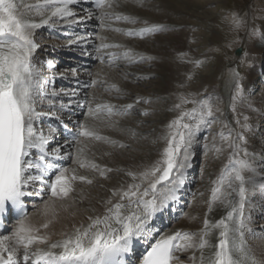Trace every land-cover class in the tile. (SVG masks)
<instances>
[{
    "label": "snow or ice",
    "instance_id": "obj_1",
    "mask_svg": "<svg viewBox=\"0 0 264 264\" xmlns=\"http://www.w3.org/2000/svg\"><path fill=\"white\" fill-rule=\"evenodd\" d=\"M76 2L77 0H36L35 4L23 5L25 12L18 14L19 6L15 0H0V216L11 206L19 210L21 217L10 236L0 235V264H124L123 258L132 251L134 240L143 235L146 221L175 199L183 184L184 169L197 133L205 126L210 127L212 123L214 112L208 100H189L181 95V102L173 109L181 111L166 125L167 131L162 137L165 146L160 152V158L139 173L127 171L126 175L132 182L121 183L119 187L111 189V197L104 201L103 213L89 215L86 224L82 222L78 226L73 225L71 231L61 232L60 239L54 241L46 232L42 234L41 230H47L55 219L54 201L69 198L74 191V181L91 185L95 179L78 176L74 170L69 176V169L58 167L55 163H44L49 157L60 159L61 149L56 147L49 151L47 147L51 132L55 129L50 130L46 136L43 130L35 127V122L41 115L36 110V100L42 92V81L33 63L34 52L38 47L33 38L34 30L50 22L55 23L53 18L77 23L78 21L71 19L75 13L70 8ZM94 3L97 9L112 8L115 0H94ZM33 10L40 17L38 23L25 18V14ZM113 15L117 20L136 22L134 18L109 12H102L98 18L103 25V17ZM91 16L92 13L89 12L88 17ZM231 23L233 30H238L245 26L246 21L233 13ZM112 30L123 32L127 36L144 37L168 29L163 25L153 24L136 30ZM257 34L258 31L253 27L251 35ZM69 43L77 41L71 40ZM120 47L122 46L119 44L101 43L97 51ZM108 56L109 63L114 64L118 59H130L131 50L122 54L110 52ZM140 59L145 58L141 56ZM201 63L202 61H195L197 67ZM51 67L49 64V68ZM72 71L75 75V69ZM233 76L238 78L239 73L233 71ZM96 83L93 80L86 86L94 87ZM236 88L237 91L241 89L238 79ZM111 90L121 91L116 84H111L106 89ZM51 95L54 97L57 94L53 92ZM141 102L148 103L137 97L134 103L123 105L119 109L112 104H97L89 107L88 115L91 119H98L103 114L109 118V126H113L115 122L110 120L111 117L127 116L135 104ZM188 103L195 106L182 110V105ZM60 107L65 106L61 104ZM53 108L55 105L49 100V109ZM142 114L148 113L145 111ZM78 127L79 131L73 136L78 146L74 162L80 168H87L107 179V174L113 169L87 159V146L80 138L104 141L112 145L118 142L101 136L87 124ZM242 127L246 128L247 124ZM220 138L227 142L231 151L227 164L212 182L202 227L196 231L178 229L171 234L154 237V242L142 256L141 264H182L177 255L180 252L191 253L188 264H264V254L258 257L245 239L246 185L255 184L254 176L246 178L244 174L254 171L251 163L247 159L238 158L241 152L245 157L248 156L247 150L237 143V140L246 143V139L240 133L233 138L231 131L228 135L221 132ZM119 146L124 147L123 144ZM204 147L208 148V145L205 144ZM213 148L218 155L223 151L222 147L213 145ZM30 156L33 159H29ZM33 169L39 170L38 174H32L30 170ZM35 182H40L50 191L49 199L43 203L42 214L52 217L38 226L29 222L24 211L26 197L35 194L27 189L34 187ZM259 189L264 192V182L259 183ZM116 197L118 199L113 203V198ZM217 206L227 211L213 222L208 215ZM214 235L215 243L212 241Z\"/></svg>",
    "mask_w": 264,
    "mask_h": 264
},
{
    "label": "bare ground",
    "instance_id": "obj_2",
    "mask_svg": "<svg viewBox=\"0 0 264 264\" xmlns=\"http://www.w3.org/2000/svg\"><path fill=\"white\" fill-rule=\"evenodd\" d=\"M15 2L19 6V14L25 12L23 5L35 4L36 0H23L22 3L21 0H15ZM210 3H212L211 0H115V4L112 8L106 7L104 9H98L96 12L91 7L88 0H77L76 3L70 5L71 10L75 13V16L71 19H75L78 21L77 23H67L63 19L53 18L55 23L50 22L48 25L38 28L40 30H45L43 36L52 35L55 33V31L60 29L64 31L63 33L71 35L68 33V30H71L72 27H78V29L86 27L87 30H85V33L79 35L77 38L60 41V46L58 48L63 50L69 49V52H72L71 50L73 49H77L82 53L80 56L81 60L75 62L77 66L74 65L76 67L80 66V68L75 72V75H73V71L69 73V71L65 70V72H63L61 75L47 76L52 82L58 80H62L66 83L70 82L71 87L67 86L64 89L54 90L53 92H55L57 95L54 97L52 96V98H42V95H38L36 100V110L37 112L41 113V115L35 122V127L37 130H40L38 128V123L42 119H46L44 121L47 123V130L44 133L46 136L49 135L50 130H56L59 128V121H63V125L74 132L79 131V125L87 124L97 131L101 136L108 137L110 140L118 142L116 145H112L105 143L104 141L80 138L87 146L85 152L87 159L94 161L98 165L107 166L113 169L111 173L107 174L108 178L104 179L99 177L98 173H95L87 168H80L79 165L74 162L76 160V150L78 147L75 141H70V139L64 137L61 132H58V136L53 135L54 131L51 132L50 142L47 147L49 151L53 148L60 147V159L57 160L50 157V160H45L44 163H55L58 167L69 169V172L67 173L69 176L73 174L72 170H74L75 174L78 176L84 175L90 178L95 177V179L91 185L80 181H74V191L70 194V197L67 199H57L54 201L56 212L55 219L47 230H41L42 234L46 232L50 236V239L54 241L60 239L61 232L71 231L73 225L78 226L82 222L86 224L88 222L87 217L89 215L103 213L105 207L104 201L111 197V189L119 187L121 183L132 182L131 178L126 175L127 171L139 173L149 168L150 165L156 161L159 148L161 147V144H159L158 147L156 142L161 140L160 135L163 130L164 119H166V116L169 115V112H166L164 109L166 107L165 103L162 101H157L153 104V109L157 108L160 110V113H157L154 115V117L151 116L150 118L155 123V128L157 131L156 133L151 132L150 129L143 124L148 118L145 115H140L139 117L137 116L133 119L129 117V115L113 116L110 118V120L114 121L115 124L113 126H109L108 117L102 114L98 119H91L88 115V109L89 107H95L97 104L105 103L112 104L119 109L123 105L134 103V99L137 97H144L150 100H153V98L157 97V94H159L158 96L163 97V95L161 96V92H166V90L174 86L175 81H177V79L181 76L180 72L192 69L191 62L194 59V53L192 49H194L193 47L196 45L194 42H190V38H195V36L198 34L192 32L191 28L199 27V29H201L202 35H205L207 38L209 35L212 36L213 13L211 10L207 9ZM89 12L92 13L91 18L88 17ZM102 12L115 13L134 18L136 22L131 23L123 19L117 20L113 15L104 16V23L102 25L100 19H98V16L100 15H97V13ZM77 13L80 15L76 16ZM25 18L33 19L37 23L40 21V17L36 15L34 10L32 12L26 13ZM153 24L163 25L168 30L150 34L144 37L127 36L124 35L123 32L112 30H136L145 26H151ZM93 29H96L95 33ZM262 33L264 34V26ZM33 38L35 41L34 36ZM52 39H42L44 43L43 48H40L39 46L41 44L36 42L38 47L34 52V65L36 61L39 60L37 58L38 56L45 57L46 53H53L51 52L54 43V40ZM71 40H75L77 43L70 44L69 41ZM95 40H97L100 44L118 43L122 46V52L123 49L131 50V61H140L141 56H143L147 61L149 60L147 59L148 57H151L152 60L150 59V63L145 62L143 65L140 64L139 66H132L131 68L126 66H121L119 69L117 68V70L113 68L114 72L104 65H101L100 62L97 65L95 64V67H93L91 70L92 72L90 73L89 65L96 57L94 56L96 55L95 51L91 49L92 41ZM172 43H183L184 48L171 52L169 51V46H174ZM262 43L263 39L256 40L255 38H251L248 44V51H260V45ZM185 47L190 49L189 53H186ZM121 49H119V51H117L118 48L116 51L106 49V51L103 50L104 52H101V50L99 52L102 53L101 56L104 55V57H106V55H108L110 52H121ZM41 61L42 65H35V68L38 70L39 74L40 72H43V67H49V64L52 66L55 64L45 59H42ZM149 65L150 67L152 66L154 68H145V66ZM202 66L203 64L200 67ZM204 66L202 68L199 67L193 69L195 82H192V88L197 87L199 83L204 85L206 82H215L214 75L217 73V65L214 66V62H212L211 65L208 64L207 68H205V72L203 69ZM110 71L111 73H108ZM256 74L257 70H254L249 74L246 73L247 80L251 81L252 76H255ZM88 76L90 77V81L91 77L92 81H97L96 85L92 88H87L86 86L87 81L85 79ZM148 76L155 77V81H153L156 83V86L153 87V90H151L152 92H149L148 94H144L143 92L139 91H133L134 87L132 88V86L127 84L128 82L126 81H133L138 85L145 86L147 81L143 80V78ZM43 77L45 76L40 74L42 81L41 87L47 81L43 80ZM226 82L227 80H222L221 82V87H224V89L229 86ZM105 84H107V86ZM111 84H116L121 91L116 92L115 90H111L110 92L107 91L108 93H102L100 90L101 87H98L100 85L102 87L105 86V88H108ZM73 92L76 94L72 95ZM227 94L228 93H225L224 96ZM113 97H122L127 101L119 103L118 100V102L113 101ZM246 98L249 99V103H239L240 106L238 109L240 113H242V116H249V118L252 120L250 127L244 128L246 134V145L248 146L247 148H249V152L251 154H248V156L245 157L243 152H241L238 158L247 159L254 169L252 173H244L246 178L248 176H254L255 178L254 185H246L248 188V193L247 203L245 206V239L247 245L259 257L261 254H264V237H254V235L251 233V230H256V227L259 229L264 228V192L259 189V183L264 182V172L261 173L259 171L261 167L264 169V158H262V155H260L261 153L259 154L257 152L260 146L264 145V143L263 141L261 142V140L257 139L255 135L253 136V131H257L258 125L256 122L257 119L264 114V106L259 103L252 104V100L255 98L251 97L250 95H247ZM49 100L52 101V103L55 105V108L49 109ZM61 104H63L65 107L61 108ZM148 109L150 108L135 104L131 111L136 112L137 110L144 111ZM63 112H67L69 114L65 116L63 115ZM234 119L235 118L233 117V120ZM56 120H58V122ZM238 131V128H235L233 133L234 137ZM195 143L196 142L193 143V146L190 150L191 155L189 157L190 161L188 160V167L189 162L193 161L196 157ZM120 144H123L124 147H120ZM210 144L212 147L213 145L216 147H222L223 151L219 155L215 151L211 153L208 152L207 155H204L207 166L204 172L205 181L196 183L195 187H197V194L190 200V205L185 211L184 215L178 214L179 219L175 220L174 222L169 221L170 225L168 227L163 225L164 227L156 229L153 233L147 232V225L153 223L155 224V217H158L159 214L162 213L163 209L165 210L167 207L166 204L161 210H159L146 221L143 235L140 238L134 240L132 251L128 253L130 257L135 258L137 255H143L145 248L150 247V244L154 242V237L158 238L159 235L171 234L178 229L196 231L202 227V222L208 209V201L210 200L211 196L210 190L213 187L212 182L219 176L221 169L228 162V156L231 151V149L224 147L225 144L221 139L219 140L213 138ZM50 145H52L51 148H49ZM29 159H33V157L30 156ZM185 169H187V167ZM38 171L39 170L36 169L30 170L32 174H38ZM191 184V182H183V184L179 187L176 197L173 201L178 202L181 199H188L185 197H187V193L190 192ZM27 191L35 193L26 197V203L31 209H33L27 212L29 222L38 226L43 224L46 219H52L51 216L46 217L42 214L43 203L49 199L50 191L44 188L40 182H35V186L30 187L27 189ZM199 193L203 194L199 195ZM117 199L118 197L113 198V203H115ZM93 209H95V211H93ZM174 211H177L178 213L179 209L177 210L176 208ZM226 211V209L217 206L214 208L212 213L208 215V218L214 222L225 215ZM193 217H195V219H192ZM17 223L18 221L14 222L13 230L17 226ZM212 241L213 243L216 242V235L213 236ZM177 255L179 256L182 264H188V257L191 255L190 252H180L177 253Z\"/></svg>",
    "mask_w": 264,
    "mask_h": 264
},
{
    "label": "rangeland",
    "instance_id": "obj_3",
    "mask_svg": "<svg viewBox=\"0 0 264 264\" xmlns=\"http://www.w3.org/2000/svg\"><path fill=\"white\" fill-rule=\"evenodd\" d=\"M212 3L207 7V9L211 10L213 13V31H212V36H208V38L205 35L201 34V29L199 27L197 28H191V31L194 33H197L198 35L195 36V38H190V42H194L196 46H194L192 49L193 50V61L192 63V69L191 70H185L183 72H180V77L175 81L174 86L170 87L166 92H161V96L151 99H147L144 97H140L142 101L146 100L148 103H138L137 105L139 106H144L147 108H150L148 110L140 111L137 110L136 112H132L130 110L129 112V117L132 119L134 117H139L140 115H143V112H147L148 114L145 115L148 118L146 119V122L144 121V125L147 126L151 132H157L155 128V123L150 119L151 116L154 117L155 114L160 113V110L157 108L153 109V104L157 101H162L165 103L166 107L164 108L166 112H169V115L166 116V119H164V124H163V130L161 132V140L159 142H156V145L161 144V147L159 148L158 151V157L156 160L160 158V152L165 146V141L162 139V137L165 135L167 129L166 125L174 119L176 116L179 115V112L181 109L178 110H173L174 106L178 103H180V97L183 95L189 100H196L200 101L203 99L208 100V102L212 105L213 107V112L214 116L211 118L212 123L210 127L205 126L202 128L200 132L197 133L196 137V143H195V159L191 162H189V167L187 166V169L184 170V179L183 182L189 183L191 182L190 186V192L187 193L188 199H181L178 201L176 204L177 206L180 205L179 213H177V216L180 214L185 213L187 208L190 205V200L197 194V187L196 183H201L205 181V169L207 168L206 166V161H205V156L207 155L208 152H214V148L211 146V140L213 138L215 139H221L220 138V133L223 132L225 135H228L229 131H231L232 137H234L233 133L235 128H238V132L242 134L246 138L245 134V127H242L243 124H247V127H250V124H252V120L247 117V120H245V117L242 116V113L239 111V103H249V99H247V95H250L251 97H254L252 104L259 103L264 106V39L263 43L260 45V51H253L251 50L248 51V44L251 38L257 39H262V33L263 30V21H264V0H211ZM235 13L237 14L240 18H242L244 21H246V24L244 27L238 29V30H233V25L231 23V17L232 14ZM80 14H76V16H79ZM101 15V13L97 14ZM100 17V16H98ZM99 19V18H98ZM253 27L258 31V34L253 36L251 35ZM86 27H83L81 29H78V27H72L71 30H68L71 35H67L63 33L64 31L62 29L55 31L54 34L52 35H44L45 30H40L37 29L35 30V43H40L41 45L39 46L40 48L44 47V43L42 39H52L54 40L53 43V48L51 49L53 53L45 55V57L38 56L37 58L39 59L36 61L35 65H42V59H45L51 63H55L51 68L49 67H43V72H40V74L43 77V80H47L46 83L43 84L42 92L39 95H42V98H52V93L54 90H59V89H64L65 87H71V83H66L61 81H54L52 82L50 79H48L47 76H55V75H61L63 72L69 71V73L72 72L73 69H75V72L79 70L80 66L76 67L77 65L75 62L80 61L81 59V52L78 51L77 49L71 50L72 52H69V49H61L58 48L60 46V41H65L67 39H73L79 37V35L85 33ZM94 33L96 29H93ZM51 36V37H50ZM105 39V38H104ZM106 40V39H105ZM104 40V41H105ZM98 41H92L91 44V49L97 51L98 48ZM110 44V43H109ZM112 44H118V43H112ZM173 44V43H172ZM243 45L244 52L239 58H236L234 56V50L239 47V45ZM100 45V43H99ZM174 46H169V51L174 52L175 50L183 49L184 45L183 43H174ZM95 46V47H94ZM186 46V45H185ZM97 47V48H96ZM125 47V46H124ZM95 48V49H94ZM173 48V49H172ZM186 48V47H185ZM111 50L116 51L117 48H109ZM120 48H118L117 51H119ZM62 50V51H60ZM106 51V49H101V52ZM108 50V49H107ZM153 50V49H152ZM126 51L123 49V52ZM183 51V50H181ZM186 53L190 52V49L186 48ZM97 51L95 54L96 56L100 55ZM122 49L121 52H117L118 54L123 53ZM39 53V52H37ZM95 56V55H94ZM203 56V57H202ZM52 58V60H51ZM236 58V59H235ZM130 59H118L115 61L114 64H110L106 61H101V60H96L94 58L93 61H91L89 65L90 73L92 72L91 70L93 67H95V64H100L104 65L108 69H111L112 72L113 68L117 70L121 66H126V67H134V66H139L140 64L143 65L145 62L150 63V59L147 61L145 59L143 60H137L134 61ZM238 59H239V64H238ZM120 60V61H119ZM130 60V61H129ZM152 60V59H151ZM236 60V62H235ZM123 61V63H122ZM134 61V62H133ZM139 61V62H138ZM195 61H202L201 65L205 64L204 66V72L205 68H207L208 64H212L214 62V66L217 65V73L214 75L215 76V82H206V84L197 85V87L192 88V82L194 81V71L193 69L199 68L196 66ZM235 62L229 66L230 63ZM117 62V63H116ZM119 62V65H118ZM128 62V63H127ZM132 62V63H131ZM153 62V61H152ZM221 62V63H220ZM103 63V64H102ZM121 63V64H120ZM125 63V64H124ZM36 65V66H37ZM76 65V66H74ZM131 65V66H130ZM113 66V67H112ZM202 66V67H203ZM229 66V68H228ZM111 67V68H110ZM148 67L149 69H152L154 67L145 66V68ZM200 67V68H202ZM257 70V74L255 76H252L251 81L247 80V75L246 73H252V71ZM233 71L239 73V77L236 78L233 76ZM89 73V75H90ZM108 73H111L108 72ZM210 74V73H208ZM213 75V74H212ZM191 77V78H189ZM237 79L239 80V83L241 85V89L237 91L236 88V83ZM87 81V85H89L90 77H86L85 79ZM143 80L147 81V84L145 86L138 85L136 82H131L129 80H126L128 83L134 87L133 91H139L143 92L144 94H148L149 92L151 93L153 90V87L156 86L155 77L153 76H148L143 78ZM154 80V81H153ZM222 80H227V84L229 85L226 87V90L224 87H221V82ZM85 81V83H86ZM92 81V77H91ZM151 81V82H150ZM99 83V82H98ZM107 86V84H105ZM98 86V85H97ZM102 93H108L110 91H106L107 87L105 88L102 86H98ZM88 88V87H87ZM92 88V87H91ZM173 88V89H171ZM104 89V90H102ZM171 89V90H170ZM219 89V90H218ZM223 90V94L220 92ZM225 93H228L226 96ZM168 95V97H167ZM260 96V97H259ZM163 98V99H161ZM261 98V99H260ZM113 101H116L119 103L126 102V99H123L122 97H113ZM118 100V101H117ZM136 99H134L135 101ZM237 105V106H236ZM195 105L192 103L184 104L182 105V110H187L193 108ZM158 110V111H157ZM142 112V113H141ZM69 113L63 112V115H68ZM233 117L235 118L233 120ZM46 119H42L38 123V128L40 130H43V133L46 132L47 130V123L44 121ZM148 120V121H147ZM58 122V120H56ZM233 121V122H232ZM239 121V123H238ZM236 123V124H235ZM147 124V125H146ZM256 124L258 125L257 131H253V136L255 135L257 139L263 141L264 143V114L261 115L258 119ZM227 125V127H225ZM236 125V126H235ZM231 126V127H230ZM46 128V129H45ZM251 129V128H250ZM154 130V131H153ZM60 126L58 129H56L53 132V135L58 136V132H60ZM225 144V148L227 147V142L223 141ZM237 143L242 147L243 149H246L248 154H251L249 152V148L246 145L245 142L237 140ZM207 144L208 148H205L204 145ZM52 145L49 146L51 148ZM257 152L262 155V158H264V145L260 146L259 150ZM190 161V160H189ZM152 163L151 165H153ZM227 164V163H226ZM65 165V164H64ZM68 165V164H67ZM150 165V166H151ZM221 167V166H220ZM261 167L259 171L261 173L264 172V169ZM259 172V173H260ZM187 177V178H186ZM145 187L147 184L144 185ZM192 189V190H191ZM203 193H199V195H202ZM263 199V198H262ZM174 200V199H173ZM170 201L171 203L173 202L176 203L177 201ZM188 200V201H187ZM185 203V204H184ZM175 205V207H177ZM169 207H174L172 204L169 205ZM168 207V208H169ZM167 208V207H166ZM165 208V209H166ZM164 210V209H163ZM162 210V211H163ZM165 210L163 211V213ZM167 213V211H166ZM179 214V215H178ZM169 216H163L164 218L161 219L163 224H169L168 221L174 222L173 218ZM167 218V220H166ZM179 217L176 219L178 220ZM264 220V218H263ZM163 224L161 226H157L155 228H151L149 230L150 233H153L156 229L160 227H164ZM149 225V224H148ZM147 225V226H148ZM147 228V227H146ZM147 231V229H146ZM148 232V231H147ZM148 233V234H150ZM251 233L254 235V237H264V228H257L256 230H251Z\"/></svg>",
    "mask_w": 264,
    "mask_h": 264
},
{
    "label": "water",
    "instance_id": "obj_4",
    "mask_svg": "<svg viewBox=\"0 0 264 264\" xmlns=\"http://www.w3.org/2000/svg\"><path fill=\"white\" fill-rule=\"evenodd\" d=\"M241 51H242V47L238 48V49L235 51L236 56L240 55Z\"/></svg>",
    "mask_w": 264,
    "mask_h": 264
}]
</instances>
